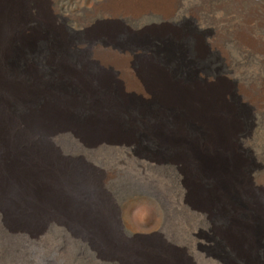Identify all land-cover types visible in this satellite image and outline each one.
<instances>
[{"label":"rangeland","instance_id":"1","mask_svg":"<svg viewBox=\"0 0 264 264\" xmlns=\"http://www.w3.org/2000/svg\"><path fill=\"white\" fill-rule=\"evenodd\" d=\"M111 1L39 0L37 5L27 0L23 18L42 26L58 42L80 46L81 54L72 57L90 58L98 38H112L132 50L146 73V86L127 90L113 79L106 91L146 109L157 103L155 120L164 127L166 140L171 134L170 103L200 99L218 104L229 136L224 151L216 153L232 171L246 175L249 188L241 187L244 193L238 190L256 215L258 224L252 228L259 235L258 263L264 264V0H170L168 16L148 12L136 18L123 16L120 8L110 9ZM38 8L43 10L42 19ZM241 31L256 43L254 48L239 41ZM173 120V159L149 168L139 166L132 152L166 157L167 147L141 142L125 149L101 145L87 149L69 134L53 137L57 166L62 164L75 178L73 187L61 185L49 195L80 199L84 217L112 224L130 245L171 249L184 263L230 264L220 261L231 254L222 241L224 224L217 208L227 201L210 195L212 208L208 212L198 208L201 178L186 169L183 159L190 119L179 107ZM108 134L113 139L130 137L127 132ZM193 147L192 156L204 154L198 144ZM238 183L243 184L239 179ZM57 218L51 210L38 208L27 216L25 230L12 229L0 211V264H128L104 255L87 227Z\"/></svg>","mask_w":264,"mask_h":264},{"label":"bare ground","instance_id":"2","mask_svg":"<svg viewBox=\"0 0 264 264\" xmlns=\"http://www.w3.org/2000/svg\"><path fill=\"white\" fill-rule=\"evenodd\" d=\"M26 1L0 0V211L7 226L24 229L30 212L48 209L61 222L87 227L101 252L109 258H119L128 264H190L177 260L171 249L126 243L112 224L84 217L78 206L83 202L78 198L56 197L54 192L52 197L49 195L61 185L73 187L75 178L62 164L57 166L50 144L53 137L69 134L87 149L100 145L125 149L131 145L138 147L141 142L156 148L167 147L166 157L140 150L132 152L141 167L161 166L173 159L176 143L172 134L173 116L181 107L190 119L185 126L188 133L184 163L193 176L197 172L201 178L197 186L201 200L198 208L205 212L212 208L207 201L210 195L227 201L218 203L217 208L224 224L222 241L231 256L220 261L259 264V235L253 229L258 222L238 190L244 193L241 187L249 188L246 175L232 171L223 155L216 153V149L224 151L229 136L218 104L200 99L170 103L167 125L171 134L166 140L164 127L155 120L159 112L157 103L146 109L106 91V85L113 79L122 82L127 90L146 86V73L134 59L132 50L118 46L112 38H98L92 44L90 58L72 57L71 54H81V47L58 42L42 26L24 19ZM33 1L40 5L39 0ZM108 7L113 11L120 8L123 16L132 18L148 12L166 17L171 12L170 0H113ZM39 13L38 19H42L43 10ZM238 39L246 47L256 45L242 31ZM114 131L127 132L130 137L113 139L108 133ZM194 144L204 153L194 154L196 164L192 156ZM212 150L215 153L209 155L207 151ZM41 180L45 183L41 184ZM186 188L190 191L189 181Z\"/></svg>","mask_w":264,"mask_h":264}]
</instances>
